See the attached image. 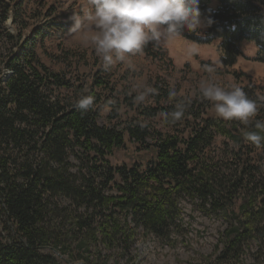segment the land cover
<instances>
[{
    "label": "trees",
    "instance_id": "16d2710c",
    "mask_svg": "<svg viewBox=\"0 0 264 264\" xmlns=\"http://www.w3.org/2000/svg\"><path fill=\"white\" fill-rule=\"evenodd\" d=\"M25 6L0 0V264H60L58 254L72 264L74 253L90 264L100 245L133 264L141 233L166 237L179 226L182 200L197 201L226 224L205 264H243L247 256L264 264V142L245 137L264 136L255 127L264 123V81L240 87L257 103L249 124L223 120L197 95L186 99L176 91L170 99L168 82L159 78L148 92L155 106L145 107L129 87L117 89L95 50L88 57L95 65L84 76L44 65L37 41L55 9L31 29L30 20L40 18ZM199 8L205 37L187 29L181 36L203 45L220 41L226 73L244 56L246 42L258 49L251 61L264 64V0H200ZM155 46L144 51L165 60ZM84 96L94 100L86 113L75 107ZM178 101L186 111L172 122ZM108 106L109 122H119L123 109L129 115L123 128L100 124ZM152 120L170 131L153 128ZM127 141L138 146L135 160L113 166L109 158Z\"/></svg>",
    "mask_w": 264,
    "mask_h": 264
},
{
    "label": "rangeland",
    "instance_id": "374dc122",
    "mask_svg": "<svg viewBox=\"0 0 264 264\" xmlns=\"http://www.w3.org/2000/svg\"><path fill=\"white\" fill-rule=\"evenodd\" d=\"M26 10L30 16L39 15V18L31 19V29H35L42 23V18L53 9L51 16L43 27L45 35L37 41L36 52L41 62L47 67L57 72L66 73L68 76L76 77L86 75L90 69L94 67L95 62L91 61L89 56L92 50H95L92 44H83L76 36L69 34L70 28L73 26V15H83L89 10L88 0H24ZM200 21L204 22L200 15ZM59 24L60 27L54 25ZM53 25V26H51ZM205 25V22H204ZM152 46L157 44L151 43ZM161 46V44H160ZM160 46H155L158 50ZM210 46V45H209ZM219 44L209 47L205 53L209 58L203 61L196 56V61L184 62L182 54L172 59V65L176 64L180 68L171 69L165 60L149 55L147 52L132 57L135 65L134 69H129L126 65L117 62L110 69L112 74L111 81L116 82L117 89L123 91L130 88L131 92L144 94V99L140 102L145 107H154L153 99L148 98V92L151 88L150 81L153 78L166 80L170 87V82L174 85L179 96L189 99L195 96V90L201 79H207L209 74L206 66H212L215 69V82L222 87H242L248 84H260L264 81V64L251 61L257 54V48L252 43H244L242 51L244 56L239 58L236 65L230 70L231 73L222 71L220 55L218 52ZM155 51V50H151ZM74 54L70 59L65 58L66 53ZM159 54L171 56L169 51L162 46ZM71 56V55H70ZM87 58V60L85 59ZM153 57V58H152ZM98 58L97 55L95 57ZM167 61L169 60L166 58ZM250 59V61L248 60ZM103 64L102 60L98 58ZM88 61V62H87ZM164 64L166 67H164ZM173 67V66H172ZM79 68V69H77ZM98 69V68H96ZM95 71V69H93ZM243 74L240 80L233 73ZM158 76V77H157ZM112 112L111 107H104L100 111V124L112 126L118 124L119 128H123V121L129 116L126 111L122 110L123 118L118 121L109 122V116ZM213 113L216 115L215 110ZM131 118L136 116L130 114ZM137 118V117H136ZM153 128L166 133L170 130L165 128L158 120L148 121ZM138 153V146L127 141L126 146L110 157L109 160L113 166H120L123 163L131 164ZM182 210V221L179 226L174 227L166 237H157L155 235H139L136 244L132 249L133 264H205V257L210 255L219 242L221 233L226 227L225 222L216 216L207 215L199 207L197 201L182 200L180 202ZM77 252V251H76ZM78 253H74L75 260L72 264H86L84 261L76 260ZM60 264H66L64 261L70 259L69 256L61 257ZM90 264H125L126 260L117 252H107L103 246H98L90 255ZM243 264H254L251 256L244 259Z\"/></svg>",
    "mask_w": 264,
    "mask_h": 264
},
{
    "label": "clouds",
    "instance_id": "9594fccd",
    "mask_svg": "<svg viewBox=\"0 0 264 264\" xmlns=\"http://www.w3.org/2000/svg\"><path fill=\"white\" fill-rule=\"evenodd\" d=\"M199 3L200 0H88L89 10L71 17L73 26L69 34L78 37L85 45H94L105 70L117 62L134 69L132 57L142 54L149 43L173 42L186 29L199 30L202 26ZM196 51L189 48L187 54ZM206 71L209 76L198 82L195 95L212 102L216 115L223 120L249 124L257 113L256 101L239 87L227 88L216 83L212 66H206ZM176 96V89L170 82L169 98ZM136 98L142 101L144 94H138ZM93 105L91 96L81 97L75 103L83 113ZM186 107L185 102L178 101L169 113L171 121H180ZM255 127L264 130V123L257 121ZM245 137L257 146L264 142V136L257 132H246Z\"/></svg>",
    "mask_w": 264,
    "mask_h": 264
},
{
    "label": "crops",
    "instance_id": "0c3cea01",
    "mask_svg": "<svg viewBox=\"0 0 264 264\" xmlns=\"http://www.w3.org/2000/svg\"><path fill=\"white\" fill-rule=\"evenodd\" d=\"M201 27L199 28L200 35L201 37H203L205 35V25L204 22H201ZM219 44V42H214L213 44H211L210 46L212 47L215 44ZM161 44V46H160ZM158 46H160L162 48V46H164L170 53L171 56H166V58H168L169 60L167 61V59L165 58V61L167 63V65L171 68V69H175V68H180L181 66H177L176 64L172 65V59L175 60V58H177L176 56L178 54H182L184 57V62H188V61H192V59L194 58L196 61V56L197 55L199 58H201V60L203 61H208L209 58L206 56V52L207 50H209V45H202V44H195L192 43L188 40H186L184 37H179L178 40H175L173 42H167V41H161L160 43L157 44ZM189 48H195L197 51L194 54H187V50ZM145 54L146 52L143 50L142 54ZM146 55V54H145ZM177 60L179 62H181V60L179 58H177ZM173 66V67H172ZM164 67H166V65L164 64Z\"/></svg>",
    "mask_w": 264,
    "mask_h": 264
}]
</instances>
